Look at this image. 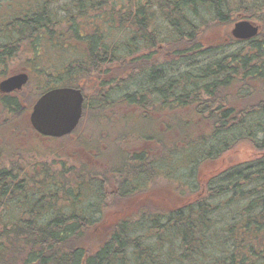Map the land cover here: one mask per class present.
I'll list each match as a JSON object with an SVG mask.
<instances>
[{
	"label": "trees",
	"instance_id": "obj_1",
	"mask_svg": "<svg viewBox=\"0 0 264 264\" xmlns=\"http://www.w3.org/2000/svg\"><path fill=\"white\" fill-rule=\"evenodd\" d=\"M57 1L25 0L18 2L27 3L20 9L9 4L12 13L5 21L0 19V64L1 52L10 54L26 42L34 47L45 34L60 53H72L57 83L47 71L49 86L80 88L85 109L89 93L85 79L98 80L109 73L100 71L102 64L126 62L127 73L122 79L109 75L112 81L103 83L107 85L103 97L97 96L99 102L102 98L108 102H96L99 108L85 112L86 116L97 112V123L83 145L96 150L92 159L102 165L92 163L87 169L78 167L80 158L74 163L61 157L56 167L49 158L59 154V147L33 148L28 156V151L11 150L9 143L0 141V264H264V0H70L56 17L52 6ZM87 10L95 12L90 19L100 11L105 24L126 30L127 40L116 43L124 44L119 55L99 44L97 26L88 35L79 33V15ZM238 19L259 23L257 35L237 40L228 33L226 40L202 42L205 28ZM140 45L146 50L140 51ZM173 63L185 66L177 78L165 74ZM138 73L144 76L140 84L165 79L154 88L160 99L147 103L142 94L146 89L127 91L125 83ZM106 79L101 78L98 87ZM163 92L166 101L160 96ZM9 100L0 97L3 109L14 105ZM90 104L95 106L94 101ZM127 107L135 108L126 113ZM186 109L189 114L183 113ZM150 113H158L159 120L167 118L162 135ZM188 117L193 121L186 123ZM139 127L141 136L135 133ZM24 128L31 130L30 125ZM257 132L263 134L260 139ZM169 133L180 142L171 140L166 151ZM135 140L142 143L133 148ZM149 140L163 145L158 164L179 149L191 151V163L182 170L154 166V155L143 145ZM243 140L257 156L201 178L197 169L203 161ZM107 154L111 156L106 158ZM142 178L146 184L140 186ZM157 179L163 184L158 187L159 199L169 194L180 196V201L184 194L195 196L181 204L165 199L166 209L159 210L151 192L133 195ZM112 194L120 201L133 200L135 209H122L134 215L107 216V197ZM110 226L105 239L95 242L101 227Z\"/></svg>",
	"mask_w": 264,
	"mask_h": 264
},
{
	"label": "rangeland",
	"instance_id": "obj_2",
	"mask_svg": "<svg viewBox=\"0 0 264 264\" xmlns=\"http://www.w3.org/2000/svg\"><path fill=\"white\" fill-rule=\"evenodd\" d=\"M25 0H0V19H2L3 21H5V19H7L11 13H12V9L13 7H10L9 4H12L14 7L16 8H25L27 3H18V2H23ZM43 1V0H42ZM70 0H60L57 1L52 8H55L54 11H56L57 16L56 17H60L61 13H57V11H59L61 8V6H66L67 3ZM33 5V4H32ZM31 5V6H32ZM72 5V4H69ZM31 8V7H29ZM25 13V12H24ZM94 13L92 10H87V13H84L82 15H79V19H78V28H79V33L81 35H88L91 30H92V26H97L96 29V36H100L99 40V44L100 45H106L113 53H115V55H119L122 50L124 48V44H119L117 46L116 43H120L121 41H126V37H127V33L126 30L122 31L123 26L121 27H110L107 24H105L104 21V13L102 14L100 11L97 12L98 17H96L95 19H90V17H94ZM240 19L236 20L235 22L239 21ZM235 22H226V23H218L216 24L213 28L211 27H207L205 28L202 33L200 34V38L202 40L203 43H208L210 41H214V40H226V38L228 37V33H230L233 24ZM254 22V21H252ZM256 23V22H254ZM258 25V27L260 28V24L256 23ZM59 26V25H58ZM56 27V29H58L59 31L63 30V27ZM215 31V32H214ZM216 34V35H214ZM231 35V33H230ZM38 42L36 43V45H34V47L30 45V43H23L21 45H17L15 46L10 54H7V51L1 52V57L4 61L3 64H0V78L1 77H5L8 76L12 73H19V72H25L28 75V80L26 85L23 86L22 90L19 92V95L21 96V98H23L21 100V103L23 104V106L27 109L29 107V103L28 101H31V99L29 98L30 96L33 97V94H36L35 89L38 87V95L40 93V90H42L41 87V82H45L47 83L48 87L49 84H52L50 81L48 82L49 79V74L48 72H50V76L51 79H56L55 83L58 82V76H62L63 74H61V72H65L64 68L65 65H67L70 60L69 58L72 56L71 54H62L60 53L55 47H53L51 45V43L49 41L46 40V36L44 35H39L38 38ZM101 41V42H100ZM207 45V44H206ZM205 45V46H206ZM139 50H146V47L144 45H140ZM79 50H76V52H78ZM221 51V50H220ZM159 52V51H158ZM140 54V52H139ZM159 54H162V56L164 55V53L162 51L159 52ZM219 52L216 53V55H218ZM75 56L78 57V54L75 53L73 54ZM123 55V54H122ZM169 54L167 53V56ZM166 56V54H165ZM166 56V57H167ZM213 56V54L211 55ZM76 59V57H75ZM178 60V59H177ZM122 61H124L122 59ZM176 61V60H175ZM178 62V61H176ZM140 61L137 62L136 64L138 65L139 69L141 68V65H139ZM159 68V67H157ZM100 71L105 72V69H108L109 73H103L101 75H99V79L95 80L93 78V76L90 78L85 79L84 82V90L87 94V90L89 91V93L87 94L86 98V103L85 105H87L88 108L85 109V112L88 113V109L91 107H96L99 108L98 104L102 103L103 100H105L106 103V99H100V102L97 98V96L103 97V94L107 85L103 86L108 83V80L111 79V76L109 77V75H115V76H121V79L126 75L127 73V63H114L113 65H108V64H102L100 66ZM185 70V66L178 64L177 66L174 65V63L172 64V66H170V68L165 72L167 77H171V78H177L178 73L182 72ZM43 71V72H41ZM48 71V72H47ZM112 71V74H111ZM130 71V70H128ZM137 70H135L136 72ZM46 72V73H45ZM134 72V73H135ZM47 75V76H46ZM93 75V74H92ZM137 75L140 76H134L131 80L127 81L125 84L128 85L127 87V91L129 92H133L134 90L138 89L139 87L141 89H146L142 92V94H144L145 97V101L151 102L152 100H155L157 98L160 99L159 94L155 91L154 88L160 87L162 86L165 82V79H162L161 82L158 83H150V81L148 80H144L141 82L142 78L144 76H142L140 73H138ZM56 77V78H55ZM107 77V79L105 80V82H100L101 86L98 87L99 85V81L101 78ZM166 77V78H167ZM77 81V80H76ZM79 81V80H78ZM112 80H110L109 82H111ZM80 82V81H79ZM88 85V88H87ZM139 85H142L139 86ZM167 85V84H166ZM150 89V90H149ZM148 91L151 92V95L154 97L152 98V96H149L147 94ZM119 94L124 95V91L120 88V91H118ZM105 95V94H104ZM110 100H112V94H110ZM160 96L165 100L166 97V93L163 92L162 94H160ZM106 97V95H105ZM94 104L97 102L98 104H95V106L91 105L90 102ZM166 101V100H165ZM108 102V99H107ZM2 105L0 104V120L2 125H0V141L2 142L3 145H7V143H9L11 145V150L20 148L23 150L28 151L27 155L30 156L32 153L34 152H30L33 150V148L35 150H37V147L39 148H43L44 151L46 150H55L56 148L59 149L58 147V142H53V141H47V140H42L40 138H38V136H36L34 134L33 129L31 128L26 130L24 128L25 125H5L6 123H8V121L14 117V116H20L17 112L18 109L16 108L14 111H11V114H14L11 116H9L8 119H4V116L2 115L3 112V108L1 107ZM105 107V106H104ZM110 107V106H108ZM116 108V107H113ZM135 107H127L126 108V113L130 112V110H132ZM152 108L149 107V110H151ZM17 110V111H16ZM87 110V111H86ZM20 111V110H19ZM25 111V110H24ZM24 111L20 112L23 113ZM190 110L186 109L183 113L189 114ZM123 112V111H122ZM152 113V112H151ZM149 114L148 117H153V119H155L154 123L152 124L154 126V128L156 129L158 135H162V133L166 131L165 129V125H168V122L166 123V119L163 118L161 120L160 117H158V113H154ZM166 115V111L163 112ZM90 115L92 116L91 121H90V125H96L97 123V112H90ZM111 115H114V113L112 112ZM169 117V116H167ZM116 119V118H115ZM19 121L20 123L24 124V121L22 120V118H20ZM189 121H193V118H187L186 123H188ZM144 125H148L147 123ZM194 124L192 125V127L190 128V130L192 131L194 128ZM202 127H207L208 125H201ZM200 126V128H202ZM245 127V125L243 126ZM195 129V128H194ZM199 130V127L197 128ZM103 129H100L99 132H101ZM194 131V130H193ZM192 131V132H193ZM257 131V127L255 128V132ZM136 135L137 136H141V128H137L136 129ZM256 135L258 136V139H260L262 137V132H257ZM168 138H165V143L166 146L163 147L162 144H158L155 140H149L147 142H145L143 145L146 147L145 149H147L149 151V154L154 155L155 159L153 160L154 166H159L163 169H175L177 167H180L179 169L182 170L184 169L183 166L188 165L189 163H191V151H183V149H179L176 152H174L173 154L169 155L170 158L166 157L163 161L162 164H158L159 160L156 158L159 156V153L162 151L161 146L163 147L164 150H168L170 144L173 142H180V138L177 137V135L175 136L174 133H169L167 134ZM172 140V142H171ZM68 144H70L68 146V148H63L62 150L58 151V155L54 156L55 154H52L49 158L50 162L53 161L54 164L56 165V167H58V164L60 163L59 160H61L60 158L62 157L63 159L66 157L71 158V160L75 163L77 158L82 159V161H78V167H87V169H91L88 166L91 165L93 163V155L95 154L96 150L91 148L90 146L87 145H83L82 142L78 141L76 143H74L73 139H70L67 141ZM142 141H137L135 140L134 145H132V147H136L141 145ZM77 146V147H76ZM94 148V147H93ZM134 151V149H130L129 151ZM42 150H39V152ZM49 155V154H46ZM60 155V156H59ZM115 159L117 158V155L114 154ZM258 152L252 147V145L250 144V142L248 141H240L239 143H235L233 145L232 148H230L229 150L225 151L224 153L220 154L219 157L212 159V160H205L203 161L199 166H198V174L200 173L201 178L203 179H207L210 175H212L213 173L231 165L234 163H238V162H242V161H247L252 159L253 157L257 156ZM33 156V155H32ZM34 156H36L34 154ZM111 155H106V158L109 157ZM112 157V158H114ZM157 159V160H156ZM15 161H17V159H15ZM58 161V162H57ZM49 162V163H50ZM68 163V162H67ZM69 165L73 164V163H68ZM158 164V165H157ZM76 165V166H77ZM193 165V164H192ZM190 165V166H192ZM73 166V165H71ZM75 166V167H76ZM93 166V165H91ZM182 166V167H181ZM189 166V165H188ZM74 167V166H73ZM71 167V168H73ZM144 180H146V178H142L141 182L139 183L140 186L145 185L146 182L144 183ZM170 184V186H173L172 183H168ZM162 184V182L158 181V179L150 184V186L148 188L144 187V191L142 192H138L135 193L133 195L138 196V197H142L144 195H147L148 193L151 192V194L156 198L157 196V206H159V210H164L166 209L165 205V199H170V203H178L177 204H181L184 203L185 201H188L190 199H192L195 195L191 194L189 196V194H184V198L182 201H180V196H175L174 194H169L167 196H164L163 199H159V195L162 194L161 190L158 188L160 187ZM139 186V187H140ZM168 186V187H170ZM171 188V187H170ZM111 187L108 189V192H111ZM141 189V188H140ZM143 189V188H142ZM159 189V190H158ZM179 192L181 191L180 189H178ZM84 191V190H81ZM202 193V190L200 192V194ZM183 194V193H181ZM199 194V195H200ZM150 195V194H149ZM134 197V196H133ZM132 198V197H131ZM133 200L129 201H120L118 199V197H115V194L109 195L107 197V202L106 204H108L107 210L105 209L104 213L107 216L110 217H114L117 218L119 216H133L134 212L128 211V209H135V206H132ZM176 205V204H175ZM122 207H127L128 209H126V211H124L122 209ZM146 207H151V208H155L156 206L152 205V204H147ZM112 211H119L120 214L114 215L113 216V212ZM107 216H105L104 218L107 219ZM108 217V218H110ZM120 218V217H119ZM101 224V223H100ZM107 224V223H106ZM100 226V225H98ZM108 226V225H105ZM112 226L110 227H105V229H103L101 227V234L98 235H94V239L95 242L96 240H104L105 236L107 235V233L109 232V230L111 229ZM103 231V232H102ZM91 237V236H90Z\"/></svg>",
	"mask_w": 264,
	"mask_h": 264
},
{
	"label": "water",
	"instance_id": "obj_3",
	"mask_svg": "<svg viewBox=\"0 0 264 264\" xmlns=\"http://www.w3.org/2000/svg\"><path fill=\"white\" fill-rule=\"evenodd\" d=\"M258 33V26L248 20L233 24L231 35L237 40L250 39ZM27 81L25 73L11 75L0 82L1 92L19 90ZM83 96L78 88L56 87L40 96L33 106L30 120L33 128L47 136L69 133L81 116Z\"/></svg>",
	"mask_w": 264,
	"mask_h": 264
},
{
	"label": "flooded vegetation",
	"instance_id": "obj_4",
	"mask_svg": "<svg viewBox=\"0 0 264 264\" xmlns=\"http://www.w3.org/2000/svg\"><path fill=\"white\" fill-rule=\"evenodd\" d=\"M16 73H12L8 76H5V77H1L0 78V82L3 81L4 79H6L7 77L11 76V75H15ZM41 87H42V91L39 93L38 95V87L35 89L36 91V94L34 93L33 94V97L30 96L29 98L31 99V101H28L30 102L29 103V107L26 109L23 104L21 103V100L23 98H21V96L19 95V92L22 90V87L19 89V90H14V91H11V92H7V93H3L0 91V97L1 98H8L10 99L9 101H11L12 103H14V105L12 106H8L6 109L4 108L2 115L4 116V119H8L9 116L11 118L12 115L14 114H11V111H14L16 108L18 109V114L20 116H14L12 117L8 123H6L5 125H30L31 128L33 129L34 131V134L36 136H38V138L42 139V140H47V141H53V142H58V146L60 148V150H62L63 148H68V146L70 144H68V140L70 139H73L74 143L80 141L82 143H84V141L91 137V133H90V130L93 131L94 129V126L93 125H90V115L86 116L85 115V106H84V101H85V97L82 93V96H83V102H82V107H81V116L79 118V121L78 123L76 124V126L67 134H64V135H61V136H47V135H43L39 132H37L33 127H32V123H31V120H30V116L32 114V110H33V106L34 104L36 103V101L38 100V98L43 95L45 92H47L48 90H50L51 88L55 87V86H50L48 87L47 83L45 82H41ZM50 85V84H49ZM58 87V86H57ZM80 89V88H79ZM81 91V90H80ZM2 107V106H1ZM20 110V111H19ZM25 110V111H24ZM17 111V110H16ZM24 111L23 113H20ZM88 117H89V122H88ZM20 118H22V120L24 121V124L20 123L19 120ZM0 125H2L1 123V120H0ZM98 159L94 158V161H93V164H98V165H102L103 162H97ZM107 160V159H106ZM107 164V162H106ZM96 171V170H94ZM101 171V170H100ZM98 172V171H96ZM98 176V175H97ZM106 180H110V176L106 175Z\"/></svg>",
	"mask_w": 264,
	"mask_h": 264
}]
</instances>
